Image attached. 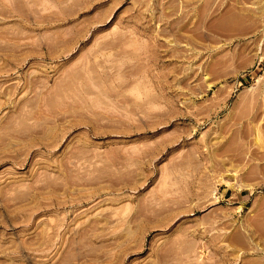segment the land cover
<instances>
[{"label":"rangeland","instance_id":"374dc122","mask_svg":"<svg viewBox=\"0 0 264 264\" xmlns=\"http://www.w3.org/2000/svg\"><path fill=\"white\" fill-rule=\"evenodd\" d=\"M0 264H264V0H0Z\"/></svg>","mask_w":264,"mask_h":264}]
</instances>
